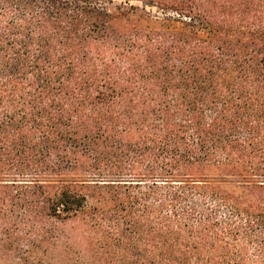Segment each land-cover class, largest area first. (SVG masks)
Masks as SVG:
<instances>
[{
	"label": "trees",
	"instance_id": "1",
	"mask_svg": "<svg viewBox=\"0 0 264 264\" xmlns=\"http://www.w3.org/2000/svg\"><path fill=\"white\" fill-rule=\"evenodd\" d=\"M17 198L9 264H264V0H0Z\"/></svg>",
	"mask_w": 264,
	"mask_h": 264
},
{
	"label": "rangeland",
	"instance_id": "2",
	"mask_svg": "<svg viewBox=\"0 0 264 264\" xmlns=\"http://www.w3.org/2000/svg\"><path fill=\"white\" fill-rule=\"evenodd\" d=\"M140 21L142 24L146 23L145 19ZM9 188H11L9 190L22 192L21 189H15L16 187ZM26 190L23 192H28L30 189L26 188ZM23 200L12 199V202L8 201L11 203L10 205L0 208V264H9L11 256L20 255L24 251V243H28L32 237L28 232L31 223L25 211L26 207L28 209V203ZM32 206L33 217L37 220L42 218L44 214H42V205L39 204L38 198L35 199Z\"/></svg>",
	"mask_w": 264,
	"mask_h": 264
}]
</instances>
